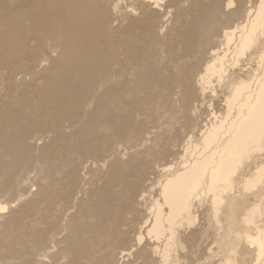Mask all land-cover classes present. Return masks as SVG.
<instances>
[{
    "label": "rangeland",
    "instance_id": "374dc122",
    "mask_svg": "<svg viewBox=\"0 0 264 264\" xmlns=\"http://www.w3.org/2000/svg\"><path fill=\"white\" fill-rule=\"evenodd\" d=\"M57 1L0 18V264H149L120 260L141 197L206 125L196 78L258 0L228 27L230 0Z\"/></svg>",
    "mask_w": 264,
    "mask_h": 264
},
{
    "label": "bare ground",
    "instance_id": "6f19581e",
    "mask_svg": "<svg viewBox=\"0 0 264 264\" xmlns=\"http://www.w3.org/2000/svg\"><path fill=\"white\" fill-rule=\"evenodd\" d=\"M36 1L1 0L0 18L12 12L24 15L33 7L42 20L53 16L56 9L48 4L50 0ZM234 3L237 6L230 9ZM226 8L224 25L228 27L243 8L240 0L228 1ZM247 16L235 22L233 29L224 30L223 49L209 51L213 53L209 64L196 78L199 86L194 83L200 91L195 94H201L205 103L201 107L206 109V125L195 129L184 143V155L178 158L182 159L159 168L158 180L141 194L144 220L134 239L125 238L127 243L134 242V248L121 252L120 260L130 263L131 258L148 255L152 264H264V0H258ZM13 21L7 22V31H16ZM212 25L204 35L215 29Z\"/></svg>",
    "mask_w": 264,
    "mask_h": 264
}]
</instances>
